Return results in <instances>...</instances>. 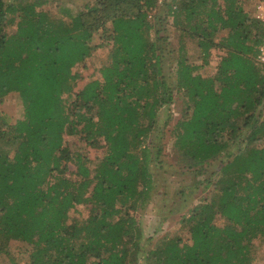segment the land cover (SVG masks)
I'll list each match as a JSON object with an SVG mask.
<instances>
[{"label":"trees","instance_id":"trees-1","mask_svg":"<svg viewBox=\"0 0 264 264\" xmlns=\"http://www.w3.org/2000/svg\"><path fill=\"white\" fill-rule=\"evenodd\" d=\"M46 2L0 0V102L15 94L22 107L14 123L0 113V257L254 264V243L264 241V26L256 15L241 0H91L54 15L40 9ZM166 23L178 34L169 77ZM213 52L215 72L199 74ZM99 55L101 79L75 91L73 69ZM174 95L183 107L170 143L183 169L198 178L211 161L217 167L189 188L201 197L181 216L187 238H148L145 248L135 214L156 185L161 149L151 135L171 120L158 127ZM67 137L97 153L73 152ZM78 206L86 216L69 220Z\"/></svg>","mask_w":264,"mask_h":264},{"label":"rangeland","instance_id":"rangeland-1","mask_svg":"<svg viewBox=\"0 0 264 264\" xmlns=\"http://www.w3.org/2000/svg\"><path fill=\"white\" fill-rule=\"evenodd\" d=\"M5 3H18L20 0H4ZM22 1V0H21ZM47 1L42 9L47 11L51 15L55 14L57 8H70L72 10L82 9L83 6L91 0H45ZM245 12L257 15L258 8L262 0H241ZM163 15V14H162ZM162 33L168 36L167 49L171 50L170 54H166L162 60L163 74L165 77L171 75L172 66L177 56L176 50L178 49V34L173 31L168 23L164 25ZM188 53L191 55V62L194 64H201V60L196 57L197 51H195L194 45L186 46ZM209 64H205L203 68L199 70V74L203 76L211 75L215 72L218 62V56L213 52L211 57L208 58ZM106 55H99L93 58V62L86 65L79 64L75 66L73 72L80 74V79L77 81L75 91L82 88L87 82L95 79H101L99 69L105 64ZM171 80V79H170ZM183 107V101L174 95V103L165 105L159 111L158 117L160 123L158 127H161L170 113L172 115L168 125L163 128L162 131L156 132L151 135V145L154 150L156 147L161 149L159 157V165L156 161H153L152 169L155 174V188L152 191V197L147 206L139 210L135 217L138 221L139 228L141 230L143 239L141 245L147 248L148 238L153 239L152 243L166 234L178 233L183 239L187 238L186 229L182 228L179 224L181 216L187 217V211L198 204V200L201 197L200 190L195 193H191L189 188L198 179L208 177L215 172L217 167V160L211 161L210 165L204 166V171L201 175L193 177L192 172L185 171L182 164L179 162V157L176 149H172L171 146V130L174 127L177 120L181 117V111ZM0 113L9 118L10 123H14L21 118L22 107L17 95H10L5 97L0 102ZM69 148L75 151H81L87 153L89 157H94L97 153L95 149L86 147L84 149V143L79 137H67L65 138ZM157 164V165H156ZM74 167L70 166V171H73ZM180 192H184L186 195L181 196ZM71 210L69 220L71 219H83L87 214L86 207H76ZM218 223L222 225L224 222L219 220ZM15 244V243H14ZM16 245V244H15ZM255 250L252 252L254 264H264V241L254 243ZM5 257H0V264H7Z\"/></svg>","mask_w":264,"mask_h":264},{"label":"built area","instance_id":"built-area-1","mask_svg":"<svg viewBox=\"0 0 264 264\" xmlns=\"http://www.w3.org/2000/svg\"><path fill=\"white\" fill-rule=\"evenodd\" d=\"M158 1L159 2H162L163 0H158ZM256 18L264 26V0H262L260 6L258 8V12H257ZM257 60H258V62L260 64H264V41H263V43L259 47Z\"/></svg>","mask_w":264,"mask_h":264}]
</instances>
